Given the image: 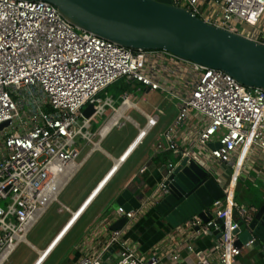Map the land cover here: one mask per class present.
I'll use <instances>...</instances> for the list:
<instances>
[{"label":"built area","instance_id":"built-area-1","mask_svg":"<svg viewBox=\"0 0 264 264\" xmlns=\"http://www.w3.org/2000/svg\"><path fill=\"white\" fill-rule=\"evenodd\" d=\"M172 3L209 25L264 46V0ZM121 80L178 99L177 116L164 132L170 148H175V129L196 113L204 122L196 146L207 150L217 137L219 148L209 153L213 161L227 165L238 152L244 155L252 149L264 154L262 89L243 86L222 71L165 51L131 50L102 39L72 25L47 2L0 0V124L9 122L0 131V264L8 261L18 245L28 244L26 238L32 228L52 204L58 203V194L79 170L83 147L97 148L95 138H100L105 129L136 125L121 115L122 108L134 106L126 91L117 106L112 95L101 96ZM88 105L93 106L94 113L86 119L83 110ZM144 117L145 128L138 132L120 161L156 126L155 116ZM96 119L104 122L95 130ZM184 157L200 164L189 154L182 153ZM174 166L170 164L169 168ZM115 170L116 167L108 176ZM66 178L69 180L61 187L59 184ZM219 185L224 204L215 220H223V231L213 250L196 264H234L244 248L257 242L264 255V240L255 237L241 248L234 246L236 236L232 232L238 225L232 221V214L236 213L238 221H246L249 215L234 207L232 196ZM162 191L163 183L152 198ZM99 192L93 191L88 201L92 202ZM220 203L221 200L215 203L216 209ZM59 205V212L63 209L72 214L68 207ZM142 207L127 213L119 211V218L130 224L140 216ZM83 208L84 205L79 208L78 217ZM215 220L203 224L194 217L184 226L193 233H207ZM126 227L111 232L97 254L88 250L78 264H104L102 258L110 248L118 255L109 264H159L162 252L153 250L148 257H142L127 248L122 240ZM214 230L220 228L214 225ZM172 259L176 261L177 257Z\"/></svg>","mask_w":264,"mask_h":264},{"label":"crops","instance_id":"crops-1","mask_svg":"<svg viewBox=\"0 0 264 264\" xmlns=\"http://www.w3.org/2000/svg\"><path fill=\"white\" fill-rule=\"evenodd\" d=\"M121 81L128 86L126 92L130 96V102L135 106L122 108L121 115L128 116L136 124L135 126L127 124L122 129L130 126L136 131V135L127 141L126 136L119 139L118 136L113 135L115 129H105L100 138H95L97 148L83 147L78 160L79 170L59 194L61 196L73 182L75 183L81 172V175L84 174L85 177L82 176L72 188V193L65 197L66 202H70V207L75 211L73 210L71 217L66 218V224L64 223L60 231L43 249H38L28 242L27 247L36 255L30 264H36L40 254L44 252L46 254L39 264H49L57 259L55 257L60 256L59 250L62 246L64 250L70 249L62 257V264H78L88 250L97 254L103 248L105 239L114 231L112 230L114 225L117 226L115 230L127 226L122 240L127 248L138 256L148 257L153 250H157L158 253L162 252L159 264H196L199 258L213 250L217 242L215 230L207 233H193L185 226L170 229L161 216L154 211L156 197L152 198L155 190L164 182L167 168L170 164H176L182 153L189 154L196 161L200 160L198 162L202 163V167H205L216 182L223 186V191L232 196L234 207L242 208L248 215H254L264 207V154L262 152L254 149L248 150L244 155L238 152L232 162L227 165L213 161L209 155L211 151L209 145L217 144V137L212 139L207 150L196 146L198 133L204 126L203 120L196 113H191L175 129L173 134L175 148H170L164 138V132L177 116L178 99L156 92L164 99L174 102V111L164 113L158 105L154 104L152 113H147L137 104L139 101H134V96L141 95L144 98L152 91L127 84L124 80ZM144 103L147 106L150 105L147 99ZM130 111L137 112L144 121L143 125L128 115ZM144 115L155 116L156 126L150 128L146 137L128 154L127 158L120 161L135 141L138 132L145 128ZM162 115H165L163 119H161ZM94 129L99 128L94 126ZM114 167L116 170L112 176H108ZM105 178L107 179L102 182ZM68 180L69 178L64 179L61 187ZM101 182L102 184L98 186ZM53 189H56V185ZM125 189L141 202L140 207L143 206L140 216L130 224L126 221L120 224V221L124 219L119 218L118 212L123 210L115 204V200ZM93 191L100 192L91 202L88 198ZM85 192H88L86 199L79 206L78 200ZM55 193L57 194L58 191ZM223 204L224 198L221 199L218 209L213 208L212 220H215L217 211L223 209ZM83 205L84 208L81 211L83 213L80 212L81 215L78 217L77 212ZM65 206L69 208L67 204ZM59 235L61 237L57 240ZM117 255L118 253H115L109 261H115ZM172 256H176L177 260L174 261ZM234 264H264V255L260 250L259 242L244 248Z\"/></svg>","mask_w":264,"mask_h":264},{"label":"water","instance_id":"water-1","mask_svg":"<svg viewBox=\"0 0 264 264\" xmlns=\"http://www.w3.org/2000/svg\"><path fill=\"white\" fill-rule=\"evenodd\" d=\"M47 2L56 7L72 25L102 39L131 50L165 51L175 57L209 69L222 71L243 86L264 91V46L239 35L229 33L205 23L190 11L176 7L172 0H29ZM93 106L83 110L88 119ZM9 122L0 124V131ZM211 150L218 144L209 145ZM164 188L156 196L154 211L170 229L183 227L194 217L203 224L213 219V208L224 194L220 185L197 162L184 157L173 169L167 168ZM115 204L127 213L139 209L141 202L128 190H123ZM246 221H232L238 228L234 246L241 248L252 240H264V207ZM125 220H121L120 224ZM219 239L223 220H215L209 232ZM117 226H113L115 230ZM197 230V229H196ZM115 249L104 254L109 264ZM116 260V259H115Z\"/></svg>","mask_w":264,"mask_h":264},{"label":"rangeland","instance_id":"rangeland-1","mask_svg":"<svg viewBox=\"0 0 264 264\" xmlns=\"http://www.w3.org/2000/svg\"><path fill=\"white\" fill-rule=\"evenodd\" d=\"M239 28L245 32L249 31V29H247L246 27L239 26ZM113 87L115 86L113 85ZM104 93L110 96L111 95L115 96V98L118 100V103L116 104V106L119 105V99H120L119 95L121 94V92L115 91V89H110V90L107 89L101 94V96L104 95ZM134 99H135L134 101H139L137 102V104H139L140 108L146 111L147 113H152V105L154 104L158 105L164 113L170 112L171 110L174 111L173 109L174 102L172 103L169 100L164 99L163 96L159 95L156 92H152L144 98L141 95H136L134 96ZM145 99L148 100V104H150L149 106H147L144 103ZM128 115H130L138 123L143 125L144 121L141 119V117L137 115V112L130 111ZM164 117L165 115L164 116L162 115L161 119H163ZM103 122H104V119H96V121L94 122V126L96 128H99L100 126H102ZM113 135L118 136L119 139L124 138V136H126L127 141H130L136 135V131L132 127L128 126L127 128L122 129V130L115 129V131L113 132ZM81 174L82 172L79 174L80 176L76 178L75 183L73 182L72 185L69 186L63 192L61 196H59L60 193L58 194V197H57L58 203L52 204L48 208L47 212L41 217V219L37 222V224L32 228L30 233L27 235V238H26L27 242H29L30 244H32L38 249H43L46 246V244L49 241H51L53 237L60 231L61 227L64 226V223L66 224V221H65L66 218L71 217V215L65 212L63 209H62V212H59V210H61L62 208L61 205L59 204H62L64 206L67 204L69 206V209L72 212L75 211L74 208L70 207V204H69L70 202L69 203L66 202L65 197L67 198L69 194L72 193L73 191L72 188L80 180V178L82 176L85 177L84 174L83 175ZM87 193L88 192H85V194H83L79 198L78 200L79 206L85 201ZM67 249L64 250V247L62 246V248L59 250L60 256L55 257L57 259L54 258L55 260L49 262V264H62V261H61L62 257L65 256L66 253L70 250L69 248ZM35 256L36 255L27 247L26 244H20L17 246V248L15 249V251L12 253V255L10 256V258L5 264H25L26 262L30 264L32 260L35 258Z\"/></svg>","mask_w":264,"mask_h":264},{"label":"trees","instance_id":"trees-1","mask_svg":"<svg viewBox=\"0 0 264 264\" xmlns=\"http://www.w3.org/2000/svg\"><path fill=\"white\" fill-rule=\"evenodd\" d=\"M118 83V82H117ZM113 85L115 87H113ZM112 86L108 87L107 89L110 90V89H115L116 91L118 92H121V93H124L127 89H128V86H125L124 82L123 81H119L118 84H113ZM124 86V87H122ZM106 89V90H107Z\"/></svg>","mask_w":264,"mask_h":264},{"label":"bare ground","instance_id":"bare-ground-1","mask_svg":"<svg viewBox=\"0 0 264 264\" xmlns=\"http://www.w3.org/2000/svg\"><path fill=\"white\" fill-rule=\"evenodd\" d=\"M62 182H63V181H62ZM62 182L59 184L60 186H61ZM56 188H57V186H56ZM45 254H46L45 252L40 254V258L38 259V262H37L36 264L41 263V261H42V259L44 258Z\"/></svg>","mask_w":264,"mask_h":264}]
</instances>
